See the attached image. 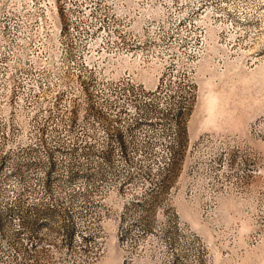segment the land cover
<instances>
[{"label": "rangeland", "instance_id": "1", "mask_svg": "<svg viewBox=\"0 0 264 264\" xmlns=\"http://www.w3.org/2000/svg\"><path fill=\"white\" fill-rule=\"evenodd\" d=\"M109 4L121 30H213L217 43L168 113L78 114L41 140L13 126L0 264H264V0ZM158 7L183 23L159 25Z\"/></svg>", "mask_w": 264, "mask_h": 264}, {"label": "built area", "instance_id": "2", "mask_svg": "<svg viewBox=\"0 0 264 264\" xmlns=\"http://www.w3.org/2000/svg\"><path fill=\"white\" fill-rule=\"evenodd\" d=\"M109 1L0 0V144L13 126L35 130L41 140L44 130L74 115L168 113L192 93L188 75L202 48L217 43L213 30H121ZM159 8L153 16L159 25L168 18L183 23ZM200 10L183 14L185 25ZM57 55L66 62L57 63Z\"/></svg>", "mask_w": 264, "mask_h": 264}, {"label": "bare ground", "instance_id": "3", "mask_svg": "<svg viewBox=\"0 0 264 264\" xmlns=\"http://www.w3.org/2000/svg\"><path fill=\"white\" fill-rule=\"evenodd\" d=\"M56 32H64V25H56ZM211 42L215 43L213 40H211ZM64 62H66V55H57V63H64Z\"/></svg>", "mask_w": 264, "mask_h": 264}]
</instances>
